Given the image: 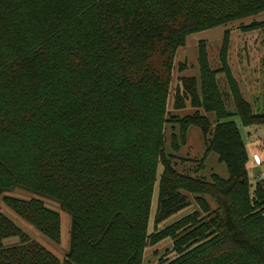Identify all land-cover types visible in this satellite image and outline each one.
I'll return each instance as SVG.
<instances>
[{"label":"trees","instance_id":"trees-1","mask_svg":"<svg viewBox=\"0 0 264 264\" xmlns=\"http://www.w3.org/2000/svg\"><path fill=\"white\" fill-rule=\"evenodd\" d=\"M262 12L264 0H0V199L55 242L59 213L3 194L20 187L71 216L62 261L0 210V264H144L146 248L169 236L177 256L160 264H264V198L251 191L236 121L182 120L183 141L198 125L229 179L177 171L164 133L187 37ZM203 77L201 90L182 78L175 109L190 101L217 111L216 79ZM235 103L244 126L264 125V111ZM157 184L156 225L187 207L186 192L211 196L217 209L150 232ZM10 237L19 241L7 245Z\"/></svg>","mask_w":264,"mask_h":264},{"label":"rangeland","instance_id":"rangeland-1","mask_svg":"<svg viewBox=\"0 0 264 264\" xmlns=\"http://www.w3.org/2000/svg\"><path fill=\"white\" fill-rule=\"evenodd\" d=\"M204 75L207 79L211 76L216 79L220 97L217 111L206 113L203 109L193 107L190 101H187L184 109H175L176 89L181 85L182 78L196 77L201 90ZM240 98L251 104L253 112L264 111V12L228 25L196 32L187 37L186 45L178 49L175 57L168 97V121L164 132L166 154L172 156V165L177 171L208 181H211L215 175L229 179L230 173L226 163L220 161L216 152L209 150L198 125H188L186 140L183 141L182 120L197 112L205 114L213 125L219 119H234L240 127L248 150L247 169L251 191L254 193L259 187L264 198V178H260L264 173V125L244 126L241 123L239 116L236 115L235 103ZM255 154L261 157L263 161L261 165L255 162ZM162 172L163 165L160 164L158 176ZM186 194L187 207L156 225L157 184L150 218V232L168 228L170 224L190 214H196L199 218L207 220L217 209L215 200L209 195L191 192ZM3 196L19 200L39 198L43 200L46 208L60 214L61 239L60 242H55L12 209L5 198L0 199V210L6 217L63 261L70 245V214L63 210L57 201L20 187L5 192ZM18 241V237H10L5 243L9 245ZM173 249V236L149 245L145 250L144 264H160L163 259H174L177 255Z\"/></svg>","mask_w":264,"mask_h":264},{"label":"built area","instance_id":"built-area-1","mask_svg":"<svg viewBox=\"0 0 264 264\" xmlns=\"http://www.w3.org/2000/svg\"><path fill=\"white\" fill-rule=\"evenodd\" d=\"M254 157H255V162L257 164L261 165L263 162L261 157L258 154H255ZM260 178H264V173L261 174Z\"/></svg>","mask_w":264,"mask_h":264},{"label":"crops","instance_id":"crops-1","mask_svg":"<svg viewBox=\"0 0 264 264\" xmlns=\"http://www.w3.org/2000/svg\"><path fill=\"white\" fill-rule=\"evenodd\" d=\"M16 242L12 243V244H15Z\"/></svg>","mask_w":264,"mask_h":264}]
</instances>
